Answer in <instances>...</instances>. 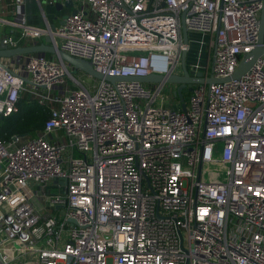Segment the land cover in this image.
Returning a JSON list of instances; mask_svg holds the SVG:
<instances>
[{
	"label": "built area",
	"instance_id": "1",
	"mask_svg": "<svg viewBox=\"0 0 264 264\" xmlns=\"http://www.w3.org/2000/svg\"><path fill=\"white\" fill-rule=\"evenodd\" d=\"M66 1L76 12L56 30L28 24L23 0L0 23L140 77L176 73L186 12L202 37L189 68L230 79L195 84L183 110L166 82L90 84L54 56L1 59L0 118L25 93L48 117L36 137L0 135V264H264V52L231 78L259 44L264 0H51Z\"/></svg>",
	"mask_w": 264,
	"mask_h": 264
},
{
	"label": "water",
	"instance_id": "2",
	"mask_svg": "<svg viewBox=\"0 0 264 264\" xmlns=\"http://www.w3.org/2000/svg\"><path fill=\"white\" fill-rule=\"evenodd\" d=\"M66 6L73 7V1H66L64 3ZM56 6L61 7L63 4L60 2L56 3ZM76 12V9L73 10V13ZM186 12L182 13V32L184 42L186 44L189 43V31L187 29V25L185 23ZM258 46L243 56L241 62L239 63L236 71L232 75L231 78H238L243 75L246 71L250 69L256 59L264 52V1H263V8L260 15V30H259V40ZM32 53H39V54H50L54 57L60 59L63 63H66L68 66L71 67L70 72L74 73L77 71H82L94 79L99 80H108L111 82L116 81H142L146 82H166L175 85V89L173 90V94L178 97L181 108L183 110L187 109V103L184 97V94L188 91H192L195 84L198 83H215V82H222L229 80L230 78H216L213 75L206 76L203 71H197L190 69L186 63L187 59V50H183L182 58H181V72L177 73H170V74H150L147 76H128V77H121V76H110L104 75L101 72H98L91 61L78 58L75 56L70 55L69 53L65 52L64 50L57 47L51 37L49 36L45 42L42 43H33L30 45H19L15 47H9L8 45L4 44L3 42L0 43V62L3 58H19L20 56L32 54ZM1 168V165H0Z\"/></svg>",
	"mask_w": 264,
	"mask_h": 264
},
{
	"label": "crops",
	"instance_id": "3",
	"mask_svg": "<svg viewBox=\"0 0 264 264\" xmlns=\"http://www.w3.org/2000/svg\"><path fill=\"white\" fill-rule=\"evenodd\" d=\"M23 1H24L23 10L26 15L27 23L42 28H46L50 26L52 30H56L58 27H60L64 23L66 16L72 13L73 10L77 8L76 3L73 5V7H70L64 5L65 2L64 3L60 2L61 4H63V6L58 7L56 6V3L58 2H51V0H23ZM14 9H15V0H4L0 6V17L10 21L16 20ZM191 34L199 35L197 33H189V37ZM0 36H1L0 43H2L4 37L13 36L16 40H19V45H30L35 42L39 44L45 42L46 39L49 37V35H45L41 38H36V39H29V40L23 39L21 38V30L19 28L3 23H0ZM5 61L9 62L10 59ZM146 85L153 87L154 83L146 82ZM28 95L31 96L28 93L25 96L27 97ZM23 96L24 94L22 95V97ZM30 99H31L30 101L32 100L37 101L34 97ZM187 100L188 97L186 101ZM177 101L178 99H172L171 103L174 102L176 104ZM32 188L35 191L40 189L39 186L37 187L32 186ZM41 211L43 213H46V209L44 208Z\"/></svg>",
	"mask_w": 264,
	"mask_h": 264
},
{
	"label": "trees",
	"instance_id": "4",
	"mask_svg": "<svg viewBox=\"0 0 264 264\" xmlns=\"http://www.w3.org/2000/svg\"><path fill=\"white\" fill-rule=\"evenodd\" d=\"M192 50V49H191ZM191 52V51H190ZM47 57L52 55L46 54ZM189 57V52L187 58ZM78 77L80 72H74ZM187 94H184L185 100ZM23 96L19 101V110L8 117L0 118V135L10 139L13 135L38 136L44 128L45 121L48 117V110L41 106L37 101L28 99ZM29 100V101H28Z\"/></svg>",
	"mask_w": 264,
	"mask_h": 264
},
{
	"label": "rangeland",
	"instance_id": "5",
	"mask_svg": "<svg viewBox=\"0 0 264 264\" xmlns=\"http://www.w3.org/2000/svg\"><path fill=\"white\" fill-rule=\"evenodd\" d=\"M200 36V37H199ZM202 37H201V35H194V34H191L190 35V37H189V39H190V41H191V43H192V46H191V49H190V51H189V57L187 58V65L188 66H190L191 65V63L194 61H196V59H197V55H198V52H199V49L201 48V45H200V42H199V40L201 39ZM0 39H1V36H0ZM206 59H207V53L205 52L204 54H202V58H201V63H203L204 65H205V62H206ZM69 68L71 69V67L69 66ZM181 70H182V68H181V64L180 65H178L177 67H176V73L177 72H181ZM80 72V75H78V77L81 79V80H86V82L87 83H90V84H92V83H94L95 82V80L96 79H94V78H92L91 76H89L88 74H86V73H84V72H82V71H79ZM71 83L74 85V86H77L75 83H73L72 81H71ZM175 89V85L174 84H171V83H166V85H165V89H164V93L165 94H167L168 96L170 95L169 93L170 92H173L172 90H174ZM25 95H27V93H25L24 94V96ZM187 97H188V94H187ZM27 98L28 99H30V98H32V96H27ZM27 98H26V100H27ZM26 138L27 137H34V136H29V135H26L25 136ZM75 155L76 156H79V154H78V152L76 151L75 152ZM216 169V167L215 166H213V170H215ZM208 177V176H207ZM221 179H224L225 178V174L223 173L222 175H221V177H220ZM107 264H113V258H109L108 259V262H107Z\"/></svg>",
	"mask_w": 264,
	"mask_h": 264
}]
</instances>
